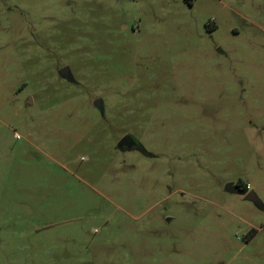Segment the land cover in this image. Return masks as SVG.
<instances>
[{"label": "rangeland", "instance_id": "374dc122", "mask_svg": "<svg viewBox=\"0 0 264 264\" xmlns=\"http://www.w3.org/2000/svg\"><path fill=\"white\" fill-rule=\"evenodd\" d=\"M0 264H264V0H0Z\"/></svg>", "mask_w": 264, "mask_h": 264}, {"label": "water", "instance_id": "95a60500", "mask_svg": "<svg viewBox=\"0 0 264 264\" xmlns=\"http://www.w3.org/2000/svg\"><path fill=\"white\" fill-rule=\"evenodd\" d=\"M58 74L60 76H62L64 79H66L68 82H71V83L74 82L69 67L66 66V67L61 68L58 71ZM93 105L101 110L102 100L101 99H97L96 101H94ZM120 144H121V142L119 143V145ZM224 189L227 192L236 193V194H238L240 196H243L244 199L247 200V201H251V202H254V203L259 202V199L255 196V194L253 192L246 193L245 191L241 190L239 187L233 186L231 183L226 184Z\"/></svg>", "mask_w": 264, "mask_h": 264}, {"label": "flooded vegetation", "instance_id": "af4514ba", "mask_svg": "<svg viewBox=\"0 0 264 264\" xmlns=\"http://www.w3.org/2000/svg\"><path fill=\"white\" fill-rule=\"evenodd\" d=\"M120 142L121 144L119 145ZM138 148H141L140 145L129 134L123 135L117 143V149L121 151L133 150V149H138ZM241 197L244 198L243 196ZM256 204L258 205L259 202H257Z\"/></svg>", "mask_w": 264, "mask_h": 264}, {"label": "trees", "instance_id": "16d2710c", "mask_svg": "<svg viewBox=\"0 0 264 264\" xmlns=\"http://www.w3.org/2000/svg\"><path fill=\"white\" fill-rule=\"evenodd\" d=\"M183 2L186 3V4L189 5V6H192L194 0H183ZM240 188L243 189V186H240ZM245 189H246V186H245Z\"/></svg>", "mask_w": 264, "mask_h": 264}]
</instances>
